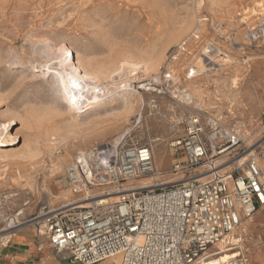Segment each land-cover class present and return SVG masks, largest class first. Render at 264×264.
Returning a JSON list of instances; mask_svg holds the SVG:
<instances>
[{
    "label": "rangeland",
    "instance_id": "rangeland-1",
    "mask_svg": "<svg viewBox=\"0 0 264 264\" xmlns=\"http://www.w3.org/2000/svg\"><path fill=\"white\" fill-rule=\"evenodd\" d=\"M182 17L192 18V25L178 39L162 45L163 59L158 71L145 75L139 70L133 75L135 82L130 87L133 112L122 126L112 125L113 117L123 110L121 101L108 105L99 114L84 112L80 123L73 122L65 112L66 103L54 80L35 77L34 74L40 72L29 67L31 63L43 61L45 41L66 44L75 56L88 55L93 60H107L111 56L117 59L121 52L138 47L149 49L158 42L155 34L158 26L165 32L163 41H168L167 35L176 28L174 22ZM263 19L264 0H0V133L5 132L2 135L7 144L12 142L11 135L17 136L14 149L3 147L1 152H24L36 144L44 145L53 134L55 138H66L52 157L47 152L38 155L31 171L34 176L32 186L26 181L12 182L10 171L0 172V216L16 211L28 198L32 200V212L43 203L59 207L74 199L71 190L65 186V172L76 153L96 144L114 142L119 135H122L120 141L126 136L123 141L139 144L159 138L155 162L157 159L161 162L159 169L165 175L163 179H173L172 163L182 156L174 153L171 143L185 134L186 115L196 113V108H202L214 117L222 116L227 128L237 131L244 141L236 155L220 157L219 161L226 162L223 168L239 155L242 159L253 153L257 159H263L264 42L257 47H248L246 38L249 29ZM214 22L221 24L225 39L212 30ZM194 31L200 34V39L189 48L192 54L197 53L202 43L215 37L230 52L223 76L220 72L197 77L203 80L204 91L200 97L204 98L185 107L168 96L139 90L147 79L159 76L175 47ZM233 43H243L247 47L236 49ZM190 59L192 56L188 52L182 53L172 64L177 81L188 89L186 63ZM256 64L262 72L258 77ZM236 68L241 81L234 99L230 97V81L224 78L227 76L224 73ZM126 75L121 72L116 79L121 81ZM259 80L262 84H258ZM255 99L261 101L260 109L256 108L260 103H254ZM196 102L201 107L195 108ZM139 115H142L141 122L137 120ZM95 121L99 123L98 128H106L105 132H96ZM6 123L9 127L5 129L3 124ZM76 139H79L78 143H75ZM58 156L64 158L61 171H52L51 158L57 161ZM228 169L230 167L225 170ZM51 174L55 176L48 177ZM4 175L6 177L2 178ZM234 244L237 245L228 258L218 255L208 264H227L238 252L247 254L248 264H264V207L252 216L243 240ZM107 264H118L117 259H109Z\"/></svg>",
    "mask_w": 264,
    "mask_h": 264
},
{
    "label": "built area",
    "instance_id": "built-area-1",
    "mask_svg": "<svg viewBox=\"0 0 264 264\" xmlns=\"http://www.w3.org/2000/svg\"><path fill=\"white\" fill-rule=\"evenodd\" d=\"M212 30L225 39L219 22ZM216 38L202 43L194 55L189 48L200 34L192 32L175 47L159 76L138 89L191 107L189 89L177 81L172 64L188 52L192 59L186 63V80L222 72L230 52ZM246 38L248 47L264 42V19L249 29ZM196 109L186 115L185 134L171 143L174 153L182 156L170 172L176 182L163 179L155 166L157 137L145 144L124 139L96 144L78 151L66 168L65 186L74 199L59 207L43 203L32 212L28 198L16 211L0 216V248L30 226L56 253L80 264L115 256H120V264H201L221 252L219 243L233 250L237 244L227 235L264 207V167L249 153L243 161L240 155L233 157L230 169L223 170L226 162L220 157L236 155L244 141L227 128L222 116ZM142 179H151L150 187L140 188L137 181ZM113 195L114 200H106ZM248 262L247 254L238 252L227 264Z\"/></svg>",
    "mask_w": 264,
    "mask_h": 264
},
{
    "label": "bare ground",
    "instance_id": "bare-ground-1",
    "mask_svg": "<svg viewBox=\"0 0 264 264\" xmlns=\"http://www.w3.org/2000/svg\"><path fill=\"white\" fill-rule=\"evenodd\" d=\"M256 4L262 6L260 1H256ZM174 24L176 28L167 35L168 41H163L165 32L162 31L160 26H158L157 31L155 32L157 35L156 40L158 42H156L154 46L149 49L138 47L135 50L129 49L127 51H123L118 55L117 59H114L111 56L107 60H93L90 59V56L88 57V55L83 57L77 54L75 56L72 49L66 44L59 45L55 42L44 40L46 42V46L42 52L44 53L42 56L43 61L31 63L29 67L32 68L34 72H40V74L35 73V77H41L46 81H49L50 78L54 80L57 84V89L61 92L62 98L66 103L64 106L65 112L68 113L69 118L73 122L80 123L78 121L84 112L94 111L93 113L99 114L101 111L105 110L108 105L113 106L116 102L121 101L123 104V110L119 113V115L113 117L112 125L114 127L122 126L124 123H127L129 120L128 116L133 112V98L131 93L132 91L130 90L131 83L135 82L133 75H136L139 70H141L145 75L156 73L163 59L162 45L169 41L178 39L183 32L187 31L192 25V18H178ZM33 49L35 48L33 47ZM236 70L237 68L224 73V75H227L224 78L230 81L231 98L238 95L236 89L239 88V82L241 81L240 74H236ZM121 72H126L127 75L124 79L121 77L122 80L120 81L116 79V75ZM221 74V76H223V72H221ZM104 79L108 80L107 83L102 82ZM202 83V78L187 80V85L190 89L188 98H192L193 101L202 100L204 98L200 97L201 92L204 91V85ZM73 84L76 86L74 87ZM196 106L201 107V104L196 102ZM137 120L141 122L142 115H139ZM98 124L99 123L97 121L94 122L96 132H105L106 128H98ZM8 125V123L3 124V127L6 129L9 127ZM110 128L111 126L108 127V129ZM4 133V131L0 133V172L9 173L10 171L12 182L21 184V182L26 181V184L30 186L34 183V176L32 175V172L38 155L42 152H47L51 154L50 156L52 157V155L59 149L57 146L63 145L64 140L66 139L62 136L55 138V135L53 134L50 138L46 139L44 145L36 144L34 147H31L24 152L3 153L1 152L3 147H11L10 149H14L13 146L17 145V136L11 135L10 141L12 142L7 144L6 141L3 140L2 134ZM124 133L125 132L121 134ZM125 137L126 136H124V138ZM121 138L122 135L115 137V141L112 143H120L122 141H120ZM78 140L79 139L74 140L75 143H78ZM73 146H75V144ZM79 151L83 150L80 149ZM244 159L245 157H243L241 161ZM51 161V166L53 168L51 170L61 171L60 169L64 163V158L58 156L57 161L52 158ZM258 161L260 165L264 167L263 159L258 157ZM160 164V160L157 159L155 166L159 172H161L159 169ZM226 168H229V166L224 167L223 170ZM53 176L55 175L51 174L48 177ZM5 177L6 175L2 176V178ZM173 179L168 181L176 182ZM150 182L151 179H142L137 181V184L142 185L140 188H146L150 187L148 184ZM115 198L116 196L113 195L108 197L106 200H114ZM251 220L252 217L244 220L238 228L227 235V240L231 243H239L242 241ZM218 245L222 250L216 256L226 255L228 258L229 255L232 254L231 249H225L224 243H219ZM111 259H117V263L120 264V256H115L110 258V260ZM209 260H204L201 264H208ZM256 261H259V259Z\"/></svg>",
    "mask_w": 264,
    "mask_h": 264
},
{
    "label": "crops",
    "instance_id": "crops-1",
    "mask_svg": "<svg viewBox=\"0 0 264 264\" xmlns=\"http://www.w3.org/2000/svg\"><path fill=\"white\" fill-rule=\"evenodd\" d=\"M256 77L261 76V68L255 65ZM258 84H262L259 80ZM254 103L260 109L261 101L255 99ZM174 163V162H173ZM172 163V165H173ZM109 260V259H108ZM108 260L97 264H107ZM0 264H80L70 260L68 255H61L49 245L45 237L39 236L35 229L28 226L20 230L12 241L0 248Z\"/></svg>",
    "mask_w": 264,
    "mask_h": 264
},
{
    "label": "snow or ice",
    "instance_id": "snow-or-ice-1",
    "mask_svg": "<svg viewBox=\"0 0 264 264\" xmlns=\"http://www.w3.org/2000/svg\"><path fill=\"white\" fill-rule=\"evenodd\" d=\"M73 86L75 87L76 85H75V84H73Z\"/></svg>",
    "mask_w": 264,
    "mask_h": 264
}]
</instances>
